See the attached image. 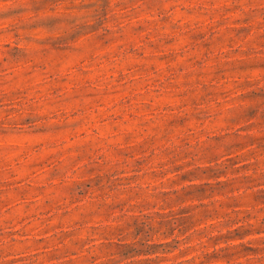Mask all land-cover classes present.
Returning <instances> with one entry per match:
<instances>
[{"label": "rangeland", "instance_id": "rangeland-1", "mask_svg": "<svg viewBox=\"0 0 264 264\" xmlns=\"http://www.w3.org/2000/svg\"><path fill=\"white\" fill-rule=\"evenodd\" d=\"M0 264H264V0H0Z\"/></svg>", "mask_w": 264, "mask_h": 264}]
</instances>
